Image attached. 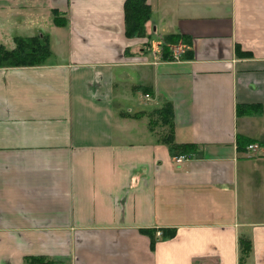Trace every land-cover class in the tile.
<instances>
[{
    "label": "crops",
    "instance_id": "crops-1",
    "mask_svg": "<svg viewBox=\"0 0 264 264\" xmlns=\"http://www.w3.org/2000/svg\"><path fill=\"white\" fill-rule=\"evenodd\" d=\"M123 3L0 0L51 53L0 68V264H264V0H147L150 46Z\"/></svg>",
    "mask_w": 264,
    "mask_h": 264
},
{
    "label": "trees",
    "instance_id": "trees-1",
    "mask_svg": "<svg viewBox=\"0 0 264 264\" xmlns=\"http://www.w3.org/2000/svg\"><path fill=\"white\" fill-rule=\"evenodd\" d=\"M52 13L55 14L54 22L59 25L63 24L58 20L56 12L52 11ZM123 17L125 36L127 38H146L148 40L146 45L150 46L151 37L147 33V23L150 20V8L147 0H124ZM179 39L182 40V43H186L185 38L179 35L166 36L164 42L166 44H176ZM13 41L15 47L12 50H7L3 46H0V68L40 66L44 65L50 57L51 53L46 36L14 37ZM161 49L162 58L171 59L168 46L163 44ZM259 109L256 106L237 105L236 114L256 113ZM161 120L162 122L169 123V111L167 108L161 111ZM165 138L167 142H173L170 134ZM245 143L247 146L253 142L246 141ZM139 232L148 237L150 250L154 249L156 242L167 240L175 235V229L167 228L140 229ZM239 246L241 253L239 264H243L245 257L249 253L250 243L247 239L240 238ZM24 262L25 264H64L42 256L26 257Z\"/></svg>",
    "mask_w": 264,
    "mask_h": 264
},
{
    "label": "built area",
    "instance_id": "built-area-1",
    "mask_svg": "<svg viewBox=\"0 0 264 264\" xmlns=\"http://www.w3.org/2000/svg\"><path fill=\"white\" fill-rule=\"evenodd\" d=\"M255 146L253 144H250L247 146V149H254ZM181 159H176L177 162H180ZM158 234V233H157Z\"/></svg>",
    "mask_w": 264,
    "mask_h": 264
},
{
    "label": "rangeland",
    "instance_id": "rangeland-1",
    "mask_svg": "<svg viewBox=\"0 0 264 264\" xmlns=\"http://www.w3.org/2000/svg\"><path fill=\"white\" fill-rule=\"evenodd\" d=\"M0 42H1V44H2V43H7V40H6L5 38H1V39H0Z\"/></svg>",
    "mask_w": 264,
    "mask_h": 264
}]
</instances>
